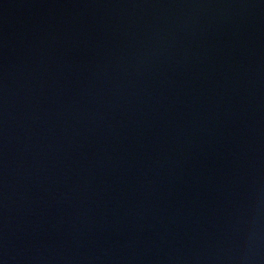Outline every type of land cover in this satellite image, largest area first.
<instances>
[{"label":"water","instance_id":"water-1","mask_svg":"<svg viewBox=\"0 0 264 264\" xmlns=\"http://www.w3.org/2000/svg\"><path fill=\"white\" fill-rule=\"evenodd\" d=\"M0 264H264V0H0Z\"/></svg>","mask_w":264,"mask_h":264}]
</instances>
